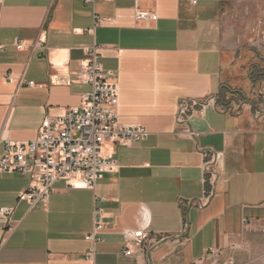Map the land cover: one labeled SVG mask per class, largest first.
Returning a JSON list of instances; mask_svg holds the SVG:
<instances>
[{
  "label": "crops",
  "instance_id": "crops-1",
  "mask_svg": "<svg viewBox=\"0 0 264 264\" xmlns=\"http://www.w3.org/2000/svg\"><path fill=\"white\" fill-rule=\"evenodd\" d=\"M138 10L157 20L138 23ZM40 38L43 53L32 49ZM94 46L117 79L119 123L149 137L106 143L115 173L94 190L57 183L34 209L19 200L30 178L0 172V209H13L0 216V264H201L210 249L228 253L264 224V79L252 77L264 49H241L204 0H0V139L33 141L45 119L80 107L92 87L77 73ZM184 100L209 106L182 126ZM97 211L104 230L89 260ZM125 231L168 240L127 257Z\"/></svg>",
  "mask_w": 264,
  "mask_h": 264
},
{
  "label": "built area",
  "instance_id": "built-area-1",
  "mask_svg": "<svg viewBox=\"0 0 264 264\" xmlns=\"http://www.w3.org/2000/svg\"><path fill=\"white\" fill-rule=\"evenodd\" d=\"M102 0H84V3L96 4ZM143 1L136 0L137 5ZM157 17L141 10L137 11L136 21H156ZM101 20L96 18V24ZM23 43H18L21 51ZM33 51L45 52V40L39 39L32 45ZM42 57V55H41ZM99 47L86 50V57L81 62L77 73V83L90 85L91 92L85 94L80 107L70 109L59 117L47 118L43 121L36 139L30 142H12L0 139V172L19 174L30 178L29 188L19 195L31 209L47 203L55 191V185L65 181L69 188L76 190H94L98 181L105 174H113L118 170L114 153H104V145L108 142L130 147L145 141L149 133L139 125L119 123L118 108L120 91L113 73L104 71L99 63ZM12 82V76L8 77ZM70 82L69 84H71ZM33 87L35 84L29 83ZM260 96L264 100V81L260 86ZM207 101L184 100L180 104L177 123L185 126L196 114L203 115ZM232 112L234 109H227ZM264 117V103L258 113ZM182 134L195 138L196 133L185 129ZM13 209H0V216L9 218ZM104 230L101 212L95 213L94 230L86 237L92 248L87 259L96 256V245L102 242L100 237ZM127 250L124 255L130 257L138 251H149L168 237L153 239L143 232L125 231L122 234ZM233 251V249L231 250ZM224 251L210 249L201 259V264H234L233 258L223 257ZM223 259V260H222Z\"/></svg>",
  "mask_w": 264,
  "mask_h": 264
},
{
  "label": "rangeland",
  "instance_id": "rangeland-1",
  "mask_svg": "<svg viewBox=\"0 0 264 264\" xmlns=\"http://www.w3.org/2000/svg\"><path fill=\"white\" fill-rule=\"evenodd\" d=\"M221 24L236 31L244 51L264 49V0H204ZM261 25V27H260ZM234 264H264V224L247 230L245 239L223 257ZM222 259V260H223Z\"/></svg>",
  "mask_w": 264,
  "mask_h": 264
},
{
  "label": "trees",
  "instance_id": "trees-1",
  "mask_svg": "<svg viewBox=\"0 0 264 264\" xmlns=\"http://www.w3.org/2000/svg\"><path fill=\"white\" fill-rule=\"evenodd\" d=\"M253 80H259V78L264 79V68L263 66H255L254 67V73L252 74Z\"/></svg>",
  "mask_w": 264,
  "mask_h": 264
}]
</instances>
